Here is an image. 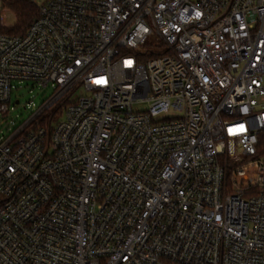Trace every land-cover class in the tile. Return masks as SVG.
I'll use <instances>...</instances> for the list:
<instances>
[{
    "label": "built area",
    "instance_id": "2783aa9c",
    "mask_svg": "<svg viewBox=\"0 0 264 264\" xmlns=\"http://www.w3.org/2000/svg\"><path fill=\"white\" fill-rule=\"evenodd\" d=\"M30 1L0 122L53 93L0 138V264H264V0Z\"/></svg>",
    "mask_w": 264,
    "mask_h": 264
},
{
    "label": "rangeland",
    "instance_id": "374dc122",
    "mask_svg": "<svg viewBox=\"0 0 264 264\" xmlns=\"http://www.w3.org/2000/svg\"><path fill=\"white\" fill-rule=\"evenodd\" d=\"M0 14H2L8 24H13L16 21V15L9 8L0 4ZM8 26H2L5 28ZM11 27V26H9ZM143 50L155 51L156 48L150 44H146L142 47ZM145 61V60H143ZM16 89L13 92V102L9 114L0 122V138L5 135H9L20 124L25 122L34 111H36L53 93L51 86L43 88L32 81L16 82ZM90 92L81 88L73 94V99H76L83 95H89ZM19 100V104H15V101ZM48 112L45 116H48ZM1 116V114H0Z\"/></svg>",
    "mask_w": 264,
    "mask_h": 264
},
{
    "label": "trees",
    "instance_id": "16d2710c",
    "mask_svg": "<svg viewBox=\"0 0 264 264\" xmlns=\"http://www.w3.org/2000/svg\"><path fill=\"white\" fill-rule=\"evenodd\" d=\"M2 5L9 8L16 15V21L11 27H5L0 30V32L9 33V34H23L34 19L38 16V7L35 3L30 0H2ZM158 56L151 52L147 54L145 59ZM65 103H60L59 107ZM61 113V109L55 112L54 118H57V115ZM45 118L43 122H45ZM260 149H264V135L261 137V143L259 146Z\"/></svg>",
    "mask_w": 264,
    "mask_h": 264
},
{
    "label": "water",
    "instance_id": "95a60500",
    "mask_svg": "<svg viewBox=\"0 0 264 264\" xmlns=\"http://www.w3.org/2000/svg\"><path fill=\"white\" fill-rule=\"evenodd\" d=\"M16 103H18V101H16Z\"/></svg>",
    "mask_w": 264,
    "mask_h": 264
}]
</instances>
